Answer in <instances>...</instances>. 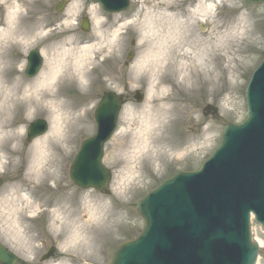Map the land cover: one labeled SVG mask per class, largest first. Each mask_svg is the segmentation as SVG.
Returning a JSON list of instances; mask_svg holds the SVG:
<instances>
[{"label": "rangeland", "instance_id": "obj_1", "mask_svg": "<svg viewBox=\"0 0 264 264\" xmlns=\"http://www.w3.org/2000/svg\"><path fill=\"white\" fill-rule=\"evenodd\" d=\"M58 1L0 0V25L7 23L8 11L18 4L17 22L35 27L33 36L20 47L14 43L9 47V54L19 60L16 65L19 70H13L12 74L20 73L26 83L35 79L26 77L24 71L31 49L39 48L43 55L40 75L47 62V46L75 37L82 45L93 47L92 64L84 85L72 82L64 89L76 102L87 103L86 114L77 121L79 127L74 129L64 154L59 156L56 181L48 182V186L41 185L35 194L27 195L30 200L39 196L42 204L45 203L43 208L57 201L68 203L72 210L59 218L48 213L37 215L38 210L31 212L33 208H26V203L18 199L14 204L24 209V216H21L14 211L16 207L5 205L4 200L13 196L17 181L27 175L33 158V155L25 158L27 149H31L36 140L27 141L26 131L31 120L45 118L49 123L45 134L53 126L47 106L40 107L34 115L27 104L21 105L14 116L15 126L21 127V152L17 157L0 156V176L4 180L0 188V241L19 256L16 264H111L118 246L136 238L144 228L137 202L176 172L200 168L220 144L224 126L247 117L246 86L256 65L264 58V6L247 0L173 1L174 12H183L195 36L203 39L224 37L226 42L216 53L214 90L207 86L178 89L173 85L165 90V94H171L168 105L172 108L165 120L170 123L164 131L167 141L160 154L158 148H152L154 156L151 154L149 158L150 154L147 157L146 152L137 153L129 145L152 95L147 76L149 68L139 67L154 39L149 36L151 26L143 22L147 13L157 12L160 2L166 0H132L131 8L119 14L107 13L91 0H70L63 11H58ZM201 3L209 4V9H199ZM241 12L245 13L242 22L225 24L228 17L237 18ZM86 15L91 25L89 31L81 27L82 17ZM129 51L134 52L130 60ZM107 90L123 93L126 97L117 130L105 144L103 154L104 164L113 173L109 193L80 188L71 180L69 171L82 141L96 133L93 114L102 93ZM137 90L144 95L142 102L135 98ZM171 140H176V144ZM89 204L95 208L88 207ZM93 214L101 216V219L92 220L97 224L95 227H91L90 222ZM76 220H79L78 225L85 222L94 230L88 234V229L85 230L87 245L71 244L66 240ZM252 227L254 236L262 241L258 264H264V232L256 223ZM52 245L57 248L54 256L40 261Z\"/></svg>", "mask_w": 264, "mask_h": 264}, {"label": "water", "instance_id": "obj_2", "mask_svg": "<svg viewBox=\"0 0 264 264\" xmlns=\"http://www.w3.org/2000/svg\"><path fill=\"white\" fill-rule=\"evenodd\" d=\"M96 1L110 11L128 6V0ZM249 1L264 4V0ZM83 28L90 29L88 18ZM40 55L38 49L30 52L27 75L40 69ZM261 65L247 90L249 118L226 126L221 146L200 170L179 173L138 202L145 229L118 248L112 264L256 263L259 247L251 236L252 213L264 229V61ZM136 98L142 101V93ZM122 101L108 91L96 111L98 132L84 142L71 170L82 187L108 185L111 175L102 164L103 144L113 134ZM46 129L47 122L37 120L29 139ZM16 260L0 244V261L14 264Z\"/></svg>", "mask_w": 264, "mask_h": 264}, {"label": "bare ground", "instance_id": "obj_3", "mask_svg": "<svg viewBox=\"0 0 264 264\" xmlns=\"http://www.w3.org/2000/svg\"><path fill=\"white\" fill-rule=\"evenodd\" d=\"M173 1H161L159 10L147 13L143 22L146 26H151L149 36L152 38L154 36V39L140 60L139 67L149 68L147 76L150 78L152 95L150 105L143 111L145 116L139 129L133 133L129 147L137 153H148L147 157L150 154L149 158L151 154L154 156L152 148H158L160 154L164 142L166 144L167 141L164 131H167L170 123L169 120H165L169 118L172 108L168 105L171 94H165V90L169 86L178 89L207 86L214 90L216 53L226 42L224 37L203 39L195 36L183 12H174ZM209 6L201 3L198 8L207 10ZM18 12L19 5H13L8 11L9 20L5 25H0V156L8 154L17 157L21 152L19 146L22 137L21 127L15 126L14 118L16 110L21 105L27 104L29 112L34 114L38 113L40 107L47 106L53 119V126L49 133L36 138L31 149H27L25 158L33 155L27 175L17 181L13 188V196L4 201L5 205L15 208L14 203L19 199L26 203V208H33L31 212L36 209L48 213L49 216L55 214L59 218L62 214L71 212L72 208L68 203L56 201L49 208L41 209L45 203L42 204L40 197L30 200L27 195L36 193L41 185L48 186V182L56 181L59 156L64 154L74 129L79 127L77 121L86 114L87 103L76 102L63 90L72 82L84 85L89 76V66L92 64L93 47L82 45L75 37L47 46V62L42 73L30 83H25L20 73L12 74L13 70H19L16 68L19 60L9 54V47L12 43L20 47L33 36L35 27H26L17 22ZM244 17L245 13L241 12L237 18L228 17L225 24L231 25L239 20L242 22ZM118 32L117 29L115 34ZM116 145L119 146L120 143ZM23 191L26 193L23 194ZM88 207L95 208L90 204ZM14 211L24 216V209L16 207ZM96 218L101 219V216L96 217L95 214L91 216V227L97 225L92 221ZM116 218L118 217H115V220ZM78 224L79 220H76L71 225L72 231L67 234L66 240L71 244L87 245L85 235L93 233L94 230L87 227L85 222ZM86 229L88 230L85 234Z\"/></svg>", "mask_w": 264, "mask_h": 264}]
</instances>
